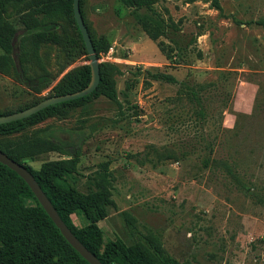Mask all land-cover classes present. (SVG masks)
Masks as SVG:
<instances>
[{
    "label": "rangeland",
    "instance_id": "1",
    "mask_svg": "<svg viewBox=\"0 0 264 264\" xmlns=\"http://www.w3.org/2000/svg\"><path fill=\"white\" fill-rule=\"evenodd\" d=\"M220 5L157 0L154 16L166 26L158 40L173 49L167 56L120 0H82L88 29L109 44L98 61L112 66L122 107L104 95L59 105L0 139L80 145L82 190L86 176L109 160L113 204L98 222L105 240L117 236L140 245L127 226L131 216L142 234L155 236L182 264H264V0ZM23 6L9 1L4 15L15 22ZM54 21L60 43L44 40L34 47L28 39L22 47L28 51L26 73H46L51 84L40 92L25 87L17 79L21 58H14L10 72L0 73V113L51 95L69 70L89 63L72 17ZM143 69L170 73L177 81L144 83ZM62 157L43 151L28 162L37 169ZM72 219L84 224L76 214Z\"/></svg>",
    "mask_w": 264,
    "mask_h": 264
},
{
    "label": "trees",
    "instance_id": "2",
    "mask_svg": "<svg viewBox=\"0 0 264 264\" xmlns=\"http://www.w3.org/2000/svg\"><path fill=\"white\" fill-rule=\"evenodd\" d=\"M9 1L23 4L18 10L17 20L10 21L4 15ZM136 18L146 35L154 41L165 35L166 26L160 16H154L157 0H120ZM81 2L79 0L80 11ZM212 6L221 9L220 0H211ZM25 7V8H24ZM27 9V10H26ZM140 10L150 11L140 14ZM156 13V12H155ZM59 15L71 16L75 25L80 47L88 55L82 35L73 14V0H0V73L8 74L14 65V58L20 60L17 79L30 90L40 92L51 84L46 73L29 76L23 66V58L28 56L24 48L26 40L34 47L44 40L60 43L61 37L54 29V21ZM84 19V16L82 14ZM85 22V20H84ZM86 24V23H85ZM87 26V25H86ZM88 28V27H87ZM97 57L107 52L109 44L96 39L88 29ZM77 44V42H76ZM159 49L167 56L172 47L158 40ZM76 46H73L75 49ZM89 59V57H88ZM112 66L108 62H99L100 81L89 94L68 101L49 105L27 117L1 123L0 137H6L22 131L26 126L35 124L54 113L59 105L77 103L95 96L104 95L114 101L118 107L122 103L118 98L114 80L110 77ZM144 83L161 80L169 83L177 79L170 73L143 69ZM89 63L69 70L52 88V95L74 92L85 87L90 81ZM195 95L194 92L189 94ZM47 96V97H49ZM46 98V97H45ZM44 99V98H43ZM41 99V100H43ZM38 100L37 102L41 101ZM24 105L16 110L0 113L9 114L25 109ZM0 150L7 156L23 164L35 177L58 214L74 235L104 264H182L166 253L158 239L150 234H142L135 226L134 219L127 216L130 233L138 238L140 245L127 244L120 237L105 240L98 222L107 214L106 206L113 204L112 182L114 177L109 169L110 161L100 162L87 178L86 190L80 189L78 164L81 158V146L70 147L62 140L41 141L24 138L18 141L1 140ZM54 150L64 155L62 158L47 160L39 168H33L28 160L43 151ZM235 180L236 172L222 162ZM90 185H92L90 187ZM72 214L84 220L77 225ZM0 264H90L63 237L30 187L15 171L0 162Z\"/></svg>",
    "mask_w": 264,
    "mask_h": 264
},
{
    "label": "water",
    "instance_id": "3",
    "mask_svg": "<svg viewBox=\"0 0 264 264\" xmlns=\"http://www.w3.org/2000/svg\"><path fill=\"white\" fill-rule=\"evenodd\" d=\"M73 14L75 21L78 25V28L80 30V33L82 35L89 57V66H90V74H91L89 83L80 90L70 93L60 94V95H52L44 98L43 100L25 109L5 115H0V124L27 117L52 104L73 100L85 96L91 93L97 87L100 81L99 61L95 49L93 47L88 28L84 22V19L80 11L79 0H73ZM0 162L8 166L10 169L15 171L21 178L24 179V181L30 187L31 191L33 192V194L35 195L41 206L44 208V210L49 215L51 220L54 222L56 227L60 230L63 237L88 263L104 264L74 235L71 229L65 224V222L62 220V218L58 214L57 210L55 209V207L53 206V204L51 203L45 192L42 190V188L36 181L33 174L23 164L13 160L1 150H0Z\"/></svg>",
    "mask_w": 264,
    "mask_h": 264
}]
</instances>
